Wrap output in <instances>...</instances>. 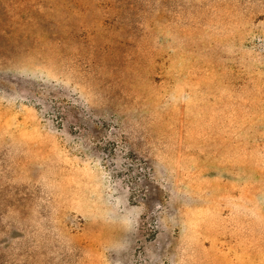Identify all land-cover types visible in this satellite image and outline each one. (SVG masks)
Segmentation results:
<instances>
[{"label":"rangeland","instance_id":"374dc122","mask_svg":"<svg viewBox=\"0 0 264 264\" xmlns=\"http://www.w3.org/2000/svg\"><path fill=\"white\" fill-rule=\"evenodd\" d=\"M0 264H264V0H0Z\"/></svg>","mask_w":264,"mask_h":264}]
</instances>
